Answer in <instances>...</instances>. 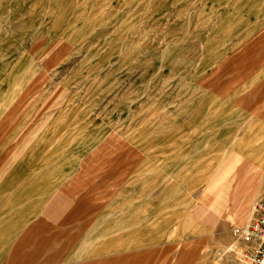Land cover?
I'll return each mask as SVG.
<instances>
[{"label":"rangeland","instance_id":"374dc122","mask_svg":"<svg viewBox=\"0 0 264 264\" xmlns=\"http://www.w3.org/2000/svg\"><path fill=\"white\" fill-rule=\"evenodd\" d=\"M240 197L264 201V0H0L3 260L29 233L19 264H244Z\"/></svg>","mask_w":264,"mask_h":264},{"label":"built area","instance_id":"2783aa9c","mask_svg":"<svg viewBox=\"0 0 264 264\" xmlns=\"http://www.w3.org/2000/svg\"><path fill=\"white\" fill-rule=\"evenodd\" d=\"M231 235L245 245L241 254L244 264H264V201L253 204L247 224L233 227Z\"/></svg>","mask_w":264,"mask_h":264},{"label":"crops","instance_id":"0c3cea01","mask_svg":"<svg viewBox=\"0 0 264 264\" xmlns=\"http://www.w3.org/2000/svg\"><path fill=\"white\" fill-rule=\"evenodd\" d=\"M33 187L35 188L37 186L35 185ZM30 191H31V187L29 188V194H30ZM236 194H237V192L232 196L233 202H235L239 199L238 198L239 196ZM28 197H30V196H28ZM247 203L248 202H247L246 198H241L239 200V202H237L235 204L234 208H236V210H237L236 213L241 214L239 217L240 219L238 221L240 224L234 225L235 227H243L245 225L246 219H247V217H249L251 208L254 204V203H252L247 207ZM230 206H231V210H232L233 207H232V205H230ZM75 207L77 208V205H75ZM58 212H60V208H58L57 206H51V208L48 210L49 218L53 215L55 216ZM58 218L59 217H55V218H53L52 221L57 222V220H60ZM12 228H13V230L16 229L14 227H11L9 229V231L12 230ZM0 234H1V225H0ZM10 234H11V236L6 237V241L9 238L14 236V231H12ZM1 244H3V243L2 242L0 243V248H1ZM11 245L12 246L10 247V249L5 252L8 254V257H6L4 260L2 257H0V263L1 264H19L20 261L23 260V258L26 259V257L29 255H34V254L40 253L39 248L44 247L46 245V243H42L41 241L39 242L37 240V238L35 236H33V234L28 233V234H26L25 237L24 236L19 237L18 240L15 241ZM26 246L27 247H33L35 249H34V251H24L23 248ZM3 254H4V252H3Z\"/></svg>","mask_w":264,"mask_h":264}]
</instances>
